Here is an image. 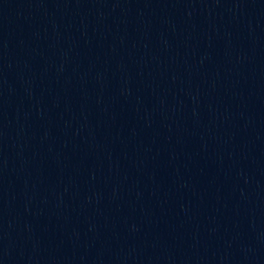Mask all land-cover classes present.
Wrapping results in <instances>:
<instances>
[{
	"label": "water",
	"instance_id": "obj_1",
	"mask_svg": "<svg viewBox=\"0 0 264 264\" xmlns=\"http://www.w3.org/2000/svg\"><path fill=\"white\" fill-rule=\"evenodd\" d=\"M0 264H264V0H0Z\"/></svg>",
	"mask_w": 264,
	"mask_h": 264
}]
</instances>
